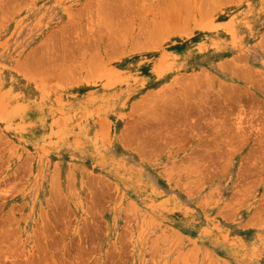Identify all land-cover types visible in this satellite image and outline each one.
Listing matches in <instances>:
<instances>
[{
    "label": "rangeland",
    "instance_id": "1",
    "mask_svg": "<svg viewBox=\"0 0 264 264\" xmlns=\"http://www.w3.org/2000/svg\"><path fill=\"white\" fill-rule=\"evenodd\" d=\"M0 264H264V0H0Z\"/></svg>",
    "mask_w": 264,
    "mask_h": 264
},
{
    "label": "bare ground",
    "instance_id": "2",
    "mask_svg": "<svg viewBox=\"0 0 264 264\" xmlns=\"http://www.w3.org/2000/svg\"><path fill=\"white\" fill-rule=\"evenodd\" d=\"M206 3V2H205ZM125 41V40H124Z\"/></svg>",
    "mask_w": 264,
    "mask_h": 264
}]
</instances>
